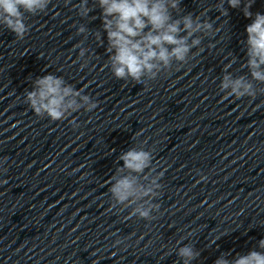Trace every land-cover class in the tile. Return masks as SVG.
<instances>
[{"label":"water","instance_id":"obj_1","mask_svg":"<svg viewBox=\"0 0 264 264\" xmlns=\"http://www.w3.org/2000/svg\"><path fill=\"white\" fill-rule=\"evenodd\" d=\"M80 3L51 0L25 13L23 39L0 25V264H183L184 245L199 253L190 264H215L225 253L264 251V84L253 81L255 98H226L220 88L225 74L251 80V19L227 0V16L219 0H181L174 18L207 9L201 19L220 31L197 33L201 45L186 63L137 83L114 77L102 10L88 0L93 10L81 16ZM250 10L264 14V0ZM49 74L98 107L61 121L36 116L25 94ZM133 148L153 155L151 168L133 175L161 187L118 205L108 180L127 174H117L119 157ZM200 175L207 182L197 183ZM141 205L155 219L129 216Z\"/></svg>","mask_w":264,"mask_h":264},{"label":"clouds","instance_id":"obj_2","mask_svg":"<svg viewBox=\"0 0 264 264\" xmlns=\"http://www.w3.org/2000/svg\"><path fill=\"white\" fill-rule=\"evenodd\" d=\"M50 2L51 0H0V25L14 33L17 39H23L29 31L25 13L36 15L44 12ZM87 3L88 0H81L78 6L81 16L86 17L93 10ZM96 3L102 10L101 19L103 31L107 34L111 71L119 80L130 78L137 83L145 79L154 80L161 71L171 69L173 62H187L190 51L201 45L202 38L197 33L212 35L220 31L219 28H214L209 19H201L206 15L207 9L195 17L188 13L174 18L173 12H179L181 0H96ZM224 3L225 0H219L217 4V11L221 16L228 15ZM253 3L254 0H227L230 8L240 9L245 18L251 19V23L246 26L247 39L244 42L247 55L244 66L250 70L251 80L244 76L233 78L230 74H225L220 88L226 98H255L257 90L253 81L264 84V14H253L250 10ZM85 31L83 26L78 29L80 34ZM97 37L99 38V34ZM85 52L81 48L79 56L83 58ZM25 102L36 116H47L52 121L64 120L81 108L91 112L98 107L90 96L66 84L63 77L51 74L35 79L33 90L25 94ZM70 123L75 124L74 121ZM119 160L123 161V167L117 169V174H127L118 179L109 177L108 192L115 203L131 205L149 196L155 197L161 187L157 179L152 178L145 185L139 182L138 175H133L151 168L152 152L133 148L122 153ZM6 163L7 158L0 160V171H7L3 167ZM157 174L159 179L164 175L163 171ZM4 182L7 183L6 180ZM196 182H207V177L200 175ZM151 212L152 208L141 205L133 208L129 216L144 220L155 219ZM216 239L210 243L214 244ZM121 243L122 240L117 239L114 246ZM258 247L264 250V239L258 242ZM177 255L182 258L183 264H190L199 253L191 245H184L178 248ZM227 255L229 253L222 254L215 264H264V251L252 250L246 255L237 254L233 260L226 259Z\"/></svg>","mask_w":264,"mask_h":264}]
</instances>
